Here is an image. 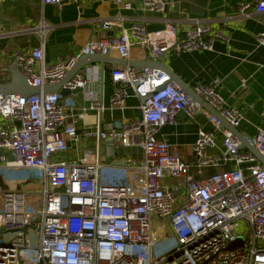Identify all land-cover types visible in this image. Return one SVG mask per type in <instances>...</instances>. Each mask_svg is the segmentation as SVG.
<instances>
[{"label":"built area","instance_id":"1","mask_svg":"<svg viewBox=\"0 0 264 264\" xmlns=\"http://www.w3.org/2000/svg\"><path fill=\"white\" fill-rule=\"evenodd\" d=\"M67 0H41L43 6H59ZM78 3V0H68ZM169 0H142L148 11L162 12ZM239 10L264 13V0L242 2ZM123 18L103 21L102 29L120 28V37L90 42L85 53H110L119 42L126 51L138 45L157 62L167 51L191 53L213 51L223 38L209 26L196 22L176 42L164 32H148L135 23L130 29ZM45 33L46 26L41 29ZM264 46V33L257 37ZM44 46L30 55H17L7 70L21 71L32 85L43 88L62 80L75 59L46 69ZM36 67L39 68L38 73ZM114 94L111 104L123 108L132 95L140 102L142 118L122 130L98 126L84 133L118 148H136L143 160L105 165L99 151L86 152L75 161L62 160L69 142L83 135L66 123L68 108L59 93H41L25 100L19 95H0V116L10 125L0 126V155L4 167L30 170L43 182L41 208L29 203L28 193L1 194L0 264H264V166L221 121L210 114L182 88L171 82L160 68L116 67L111 72ZM95 78L78 75L66 88L86 91L89 109L104 110L98 100ZM219 81L198 85L195 92L238 128L244 111L226 107L218 91ZM243 87H246L245 84ZM87 109L75 116L82 120ZM190 118L204 114L213 131L200 130L194 145V164L218 167L232 162L235 167L203 179H195L192 164L176 154L169 142L158 138L166 126L177 123L180 113ZM223 135V152L207 157ZM264 157V126L252 138ZM127 174L132 177L127 179ZM203 176V172H198ZM163 226H155L154 221ZM170 232L175 247L164 251L163 230ZM242 243L234 249L233 244Z\"/></svg>","mask_w":264,"mask_h":264},{"label":"crops","instance_id":"2","mask_svg":"<svg viewBox=\"0 0 264 264\" xmlns=\"http://www.w3.org/2000/svg\"><path fill=\"white\" fill-rule=\"evenodd\" d=\"M257 1L169 0L165 10L158 12L143 9L142 0H78V3L67 0L61 7L43 6L41 0H0V83L9 82L10 70L6 68L17 55H30L35 49L44 46L45 68L50 69L79 58L91 41L121 36L120 28L112 31L102 29L103 21L107 19L123 18L122 24L126 29L135 23H142L148 32L167 31L169 38L176 42L183 41L185 32L198 22L209 26L214 32L222 33L223 38L215 41L213 51L177 53L169 50L164 54V60L180 82L193 89L198 85L210 86L216 80L219 81L218 91L226 101V107L237 108L245 113V119L238 129L252 139L257 127L264 126V46L257 42V37L264 33V13L255 10L243 13L239 5ZM69 6L74 7V17L77 16V20L70 23L66 21ZM42 24L46 26L44 34L40 30ZM110 54L112 58H127L141 65L149 58L145 48L138 45L126 51L122 45L117 47L115 44ZM113 69L109 65L103 69L95 64L82 74L87 79H96L94 86L98 100L104 106L102 112L89 109L83 89L76 90L74 97H63V103L69 110L66 123L75 125L83 137L79 143L70 141L69 151L61 155L60 159L75 161L86 152L96 154L99 151L101 162L105 165L126 164L129 160L138 163L143 160L138 149L118 148L106 141L101 142L98 150L96 140L84 135L98 126L102 129L115 126L116 130L122 126L124 129L142 118L140 102L132 95L123 108L112 106ZM38 70L36 67L37 73ZM173 83L179 86L178 82ZM244 84L246 87H243ZM80 108L87 109L82 120L75 116ZM3 125H10V121L0 116V126ZM200 130L209 132L214 127L204 114L190 118L183 112L177 117L175 125L166 126L159 132L158 138L169 142L176 154L192 164L191 173L195 179L234 168L232 162L202 169L194 164V145ZM215 142V147L207 148V157L221 156L223 135L218 134ZM0 155L14 160L10 151L0 149ZM200 170L203 176L198 174ZM131 177V174H127L126 178ZM21 190L28 193L29 203L34 205L42 196L43 182L34 178L30 170L7 168L0 162V208L2 193Z\"/></svg>","mask_w":264,"mask_h":264},{"label":"water","instance_id":"3","mask_svg":"<svg viewBox=\"0 0 264 264\" xmlns=\"http://www.w3.org/2000/svg\"><path fill=\"white\" fill-rule=\"evenodd\" d=\"M165 56H161V62H153L150 58H148L144 64H138L135 62H130L127 58L116 59L112 58L110 53L102 54V53H92L87 52L82 54L79 58L76 59L73 67L67 72L66 76L55 84L45 85L43 88L32 85L27 77L19 70L10 69V80L6 83H0V95H19L25 100L32 96L39 95L41 93H59L64 98L74 97L75 91H72L66 86L69 82H71L78 75L83 74L84 70L93 66L95 64H99L103 69L105 65H109L112 68L116 67H131L137 69L143 68H160L166 72H168L171 77V82H178L179 86L187 92L195 101L199 102L210 114L216 116L221 121V128L226 129L232 132L237 139L242 143L241 149H246L251 152L258 161L264 166V157L257 151L253 140L242 133L238 128H235L231 124L227 122V120L221 115L219 111L214 109L210 104H208L203 97L198 95L193 88L188 86L183 81L180 82L179 77L171 70L165 62ZM115 126L105 127V130H112ZM122 129V126L120 127ZM118 129V130H120ZM241 245L233 244L230 246V249H234L235 247Z\"/></svg>","mask_w":264,"mask_h":264},{"label":"rangeland","instance_id":"4","mask_svg":"<svg viewBox=\"0 0 264 264\" xmlns=\"http://www.w3.org/2000/svg\"><path fill=\"white\" fill-rule=\"evenodd\" d=\"M73 8H74L73 6H69L68 9L66 10V12H67L66 17L68 19L66 21L68 23H70L71 21H76L77 20V16L74 17L75 13H74V9ZM66 48H68V47H66ZM66 111H67V113L69 112L68 108H66ZM141 161L138 162L139 165L141 164ZM38 180L40 181V179H38ZM34 206H36V208H41V202L38 201L36 204H34ZM154 225L155 226H163L162 224H158L156 220L154 221ZM173 247H175V241L173 240V238H171L170 232L165 228L163 230V244H162V248H163L164 251H169Z\"/></svg>","mask_w":264,"mask_h":264},{"label":"bare ground","instance_id":"5","mask_svg":"<svg viewBox=\"0 0 264 264\" xmlns=\"http://www.w3.org/2000/svg\"><path fill=\"white\" fill-rule=\"evenodd\" d=\"M116 46L119 47V46H121V44H120L119 42H117V43H116Z\"/></svg>","mask_w":264,"mask_h":264},{"label":"trees","instance_id":"6","mask_svg":"<svg viewBox=\"0 0 264 264\" xmlns=\"http://www.w3.org/2000/svg\"><path fill=\"white\" fill-rule=\"evenodd\" d=\"M211 174L214 175V174H216V173L212 172Z\"/></svg>","mask_w":264,"mask_h":264}]
</instances>
